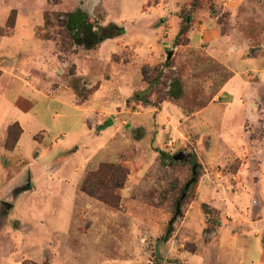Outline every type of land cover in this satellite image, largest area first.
I'll return each mask as SVG.
<instances>
[{"label": "rangeland", "instance_id": "rangeland-1", "mask_svg": "<svg viewBox=\"0 0 264 264\" xmlns=\"http://www.w3.org/2000/svg\"><path fill=\"white\" fill-rule=\"evenodd\" d=\"M92 2L93 0L42 2L40 12H37L40 17L37 22L42 19V24L36 31V37L45 47L43 61L48 69L41 71L42 69L35 68L30 73L26 72L27 77L34 75L47 79L50 90L69 89L74 94V103L83 102L90 91L84 86L81 75H77V68L81 71L82 65L86 66L97 60L99 37L116 35L120 29L113 24L101 26L105 23L104 15L99 7L94 10ZM127 3L122 9L120 7L121 12L125 10L130 13L136 5L134 0ZM156 4L162 8V13L152 27L164 26L163 32H170L172 0H150L142 7V11L156 7ZM207 4L205 0H186L179 14V31H185L181 34L178 31V45H186L187 31L193 18L192 10L207 8ZM188 6L191 8H187ZM247 8L245 6L243 11L241 32L246 39L258 40L260 38H255V33L259 30L258 23L252 17L254 9L251 11ZM15 16V11H11L5 27H0V35L11 32ZM224 18V15L220 16L221 23H225ZM75 19L81 20L80 26L74 22ZM86 24L97 33L96 39H85L82 28ZM225 29L227 28L224 27ZM30 46L31 50L36 49L34 44L25 45L26 48ZM10 48L13 55L17 53L16 47ZM174 51L175 49L164 52L165 60L156 65L140 66L142 81L146 87L127 101V107L132 109L135 116H138L137 113L145 116L142 121L144 126L137 122L130 123L121 116L108 117L99 113L89 119L90 126L95 128L97 135L107 125L115 126L114 129L120 125L113 131L109 145L112 146V152L119 153V158L114 161L110 156H103L99 158L102 162L90 168L87 173L95 171L101 163L120 165L127 172L126 179L116 177L111 185L121 188L110 195L102 186H95L90 190L96 196L94 197L82 192L80 184V197L75 204L68 234L71 238L69 248L65 246V251L60 252L57 259L50 255L42 256V252L34 257L33 251L39 245L33 244L39 239L45 240L50 232L49 228L57 226L59 221L66 218V211L62 212L61 209L58 214V208L67 205L62 200L60 189L52 190V194L43 198V194L29 195L31 197L17 210L19 214L32 220L41 216L39 220L48 227L43 230L44 235L40 234V230H34L27 240L19 235L16 236L17 239H12L13 231L19 225L7 221L10 209L0 203V264H92L94 256L90 249L94 246L89 243V239L95 231L101 230V225L111 226L113 238L122 246L118 247V242L114 241L116 248H119L118 252L126 250L125 254L133 264H191L188 258L194 255L205 259L206 264H264L262 257L254 258L250 248L245 252H236L232 246L222 245L226 231L228 235L240 233L244 239L256 240L264 252L262 166L255 155L249 162L243 161L238 153L233 157L229 156L225 162L208 159L207 151L210 153L212 141L197 123V111L213 100L220 85L228 77V72L202 53H193L189 60L190 66H187L185 53L182 55L181 51ZM178 56H182L181 59ZM115 59L118 60L117 56H114ZM105 74L108 73L103 71L98 76L103 78ZM254 103L251 109L258 117L247 119L241 124L240 141L251 146L247 152L256 151L259 155L261 138L264 137V99ZM64 108L68 109L50 102L49 121L52 122L55 111H60L61 114ZM107 120H110L109 123ZM53 135L52 133L50 137ZM8 140L6 138L5 144ZM240 145L241 151L246 153L247 145ZM213 151H216L215 148ZM180 152L183 159L174 161L172 157ZM66 159L65 173L75 165L77 157L68 159L67 156ZM48 160L50 158L47 162ZM57 166L56 163L49 166V177L56 173ZM193 171L195 181L188 187L180 203V213L173 220L176 203L186 183L193 178ZM202 187H207L212 192L205 200L199 201L197 192ZM98 195H102L104 199ZM111 196L114 197L113 200ZM45 199L48 203L47 210L36 211L37 207L46 204ZM158 212L160 229L147 228L145 225ZM137 220L138 228L130 229L132 222ZM55 238L60 239V236ZM46 247L51 250V247L57 248V245L50 244ZM119 253L114 256L121 257ZM121 259L128 258L123 256Z\"/></svg>", "mask_w": 264, "mask_h": 264}, {"label": "crops", "instance_id": "crops-1", "mask_svg": "<svg viewBox=\"0 0 264 264\" xmlns=\"http://www.w3.org/2000/svg\"><path fill=\"white\" fill-rule=\"evenodd\" d=\"M43 1L0 0L1 28L5 27L11 11L16 14L11 32L0 35V203L10 204L6 219L9 223L19 225L13 231L12 239H17L16 236L19 235L27 240L34 230H40V234H43V230L48 229L39 220L41 216L32 220L18 213L19 207L31 197L29 195L43 194V198L52 194V190L60 189L62 200L67 203L66 206L58 208V214L61 209L62 212L66 211V218L59 221L57 226L49 228L50 232L45 240L33 242V245H39L33 251L34 257L42 252V256L50 255L57 259L60 252L65 251L64 247L71 241L68 234L75 204L80 197L79 186L85 174L102 162L99 158L110 156L115 161L120 156L119 153L112 152V146H109L113 131L120 125L116 129L115 126L107 125L97 135L95 128L90 126L89 119L99 113L108 117L121 116L130 123L137 122L144 126L142 121L145 116L139 113L135 116L132 109L127 107V101L146 87L142 81L140 66H152L164 61V52L175 49L174 52L179 50L182 55L185 53L187 66H190L189 60L193 53H202L227 70L228 77L220 85L213 100L196 114L200 129L212 141L210 153L207 151L208 159L225 162L229 156L233 157L232 155L238 153L243 161L249 162L255 155L264 171V137L261 138L259 155L256 151L247 152L251 146L240 141L241 124L247 119L258 117L252 111L251 105L256 100L264 99V0H205L208 3L207 8L192 10L193 18L187 31L186 45L176 44L180 26L179 14L186 0H172L170 32H163L164 26L152 27L154 21L160 19L162 8L156 4V7H150L143 12L142 7L150 0H134L136 5L130 13L120 11V7L122 9L127 6L129 0H93L94 10L99 7L104 15L105 23L101 26L113 24L120 27L123 33L104 37L97 46V62L82 65V72L77 68V75H81L84 86L90 90L81 103H74V94L67 88L50 90L47 79L26 76V72L30 73L32 69L46 71L47 68L43 61L45 47L36 37V31L42 24V19L37 22L40 18L37 12H40ZM245 6L251 11L254 9V15H251L258 23L259 30L255 33V38H260L258 40L246 39L241 32ZM223 15L225 23L219 20ZM74 22L79 25L81 20L75 19ZM224 27L227 29L224 30ZM28 44H34L36 49L31 50L32 46L26 48L25 45ZM11 46L17 49L14 55ZM21 47L25 48L22 50ZM114 56L118 60L115 61ZM181 57L178 56L180 59ZM103 71L108 74L100 78L98 75H102ZM50 102L68 108H64L61 114L60 111H55L52 122L48 119ZM14 123L19 125L21 133L15 147L8 150L5 147L7 131ZM52 133L54 135L50 137ZM241 143L247 145L246 153L241 151ZM217 145L222 147L218 146L216 149ZM67 156L68 159H77L75 165L65 173ZM48 158L50 160L47 162ZM54 163L58 164L56 173L49 177L48 168ZM26 184L29 187L25 188ZM199 191V201L205 200L212 192L207 187H202ZM47 204H41L36 211L47 210ZM154 214L156 215L145 225L151 230L160 229L159 212ZM138 222H132L130 229H137ZM226 232L222 245L232 246L236 252H245L250 248L254 258L260 256L264 259V252L256 240L244 239L240 233L228 235ZM93 234L89 239V243L94 246L90 249L94 256L92 264H133L125 254L126 250L118 252L119 248H116L114 242L117 240L112 236L111 226L101 225V230ZM55 235L60 236V239L55 238ZM50 244L57 245V248L51 247L48 250L46 246ZM118 247L122 248L120 244ZM118 253L121 257L114 256ZM123 256L128 259H121ZM188 259L191 264H206L205 259L195 255Z\"/></svg>", "mask_w": 264, "mask_h": 264}, {"label": "trees", "instance_id": "trees-1", "mask_svg": "<svg viewBox=\"0 0 264 264\" xmlns=\"http://www.w3.org/2000/svg\"><path fill=\"white\" fill-rule=\"evenodd\" d=\"M184 31H185L184 29H181L179 31V34L183 33ZM121 33H123V30L120 28L118 29L116 34H121ZM176 44H177V40H176ZM20 133H21V129L17 123H14L8 127L7 139L9 140L8 143L6 142L5 144L6 149L12 150L15 147ZM126 176H127V172L120 165H116L112 163H101L95 171L89 172L85 175V177L81 182L80 188L82 192H86L90 196L96 197L92 192H90V190L94 189L95 186L98 187L102 186L106 191L110 192V195H114L112 194V192L116 189L121 188V186L117 185L114 187L113 185H111V181L115 180L116 177L117 178L121 177V179L125 180ZM98 197L104 199L102 195H98ZM110 198L112 200L114 199V197L112 196Z\"/></svg>", "mask_w": 264, "mask_h": 264}, {"label": "water", "instance_id": "water-1", "mask_svg": "<svg viewBox=\"0 0 264 264\" xmlns=\"http://www.w3.org/2000/svg\"><path fill=\"white\" fill-rule=\"evenodd\" d=\"M87 26H88V28H90L89 25H87ZM103 38H104V37H99L97 40L100 42V41L103 40ZM172 159H173L174 161H180V160L183 159V154L180 152V153L174 155V156L172 157ZM193 168H194V167H193ZM194 176H195V172L193 171V178H191V179L186 183V185H185V187H184V191H183L182 195L180 196L179 200H178L177 203H176L175 213H174V216H173V220H174V219L179 215V213H180V203H181V201L183 200V198L185 197V195H186V191H187L188 187L190 186V184L193 183V182L195 181ZM27 187H29V184H26L25 188H27ZM3 205L6 206L7 209L10 207V204L7 203V202H3Z\"/></svg>", "mask_w": 264, "mask_h": 264}, {"label": "flooded vegetation", "instance_id": "flooded-vegetation-1", "mask_svg": "<svg viewBox=\"0 0 264 264\" xmlns=\"http://www.w3.org/2000/svg\"><path fill=\"white\" fill-rule=\"evenodd\" d=\"M81 23H82V22H81ZM81 23H80V24H81ZM80 24H79V26H80ZM82 30H83V32H84V34H85L84 36H85V39H86V40H93V39H96V38H97V33L93 32V31L91 30V27L88 28L87 24L83 26ZM78 35H79V34H78Z\"/></svg>", "mask_w": 264, "mask_h": 264}]
</instances>
